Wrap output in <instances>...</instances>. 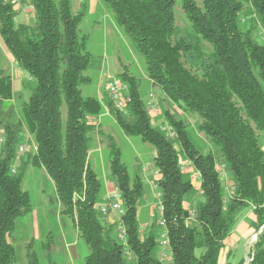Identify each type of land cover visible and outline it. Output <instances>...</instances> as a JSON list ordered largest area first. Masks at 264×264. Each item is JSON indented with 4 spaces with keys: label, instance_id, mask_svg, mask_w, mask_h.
<instances>
[{
    "label": "trees",
    "instance_id": "obj_1",
    "mask_svg": "<svg viewBox=\"0 0 264 264\" xmlns=\"http://www.w3.org/2000/svg\"><path fill=\"white\" fill-rule=\"evenodd\" d=\"M20 1L33 6L30 23H18V8L0 0V36L16 65L30 76L24 83L29 97L18 110L13 75L0 56V127L6 136L0 149V264H18L14 231L22 217L33 213L30 194L23 188L32 168H43L52 178L61 215L72 220L89 247L85 264H164L157 214L146 229L139 223L145 179L140 170L130 173L115 138L102 132L124 214L115 223L100 211L105 185L89 155L97 133L91 120L105 107L124 134L139 136L155 149L152 164L161 174L172 264H220L225 240L246 209L257 218L255 232L261 230L264 0H181L186 25L175 22V0H102L141 52L162 100L197 117V130L210 150H203L189 120L173 113L171 106L163 107V116L176 136L171 138L154 124L148 106L152 93L145 100L141 79L127 68L117 74L129 88L124 109L116 108L107 90L104 103L85 96L81 85L93 81L85 72L101 65L87 49L88 35L81 33L85 8L75 11L71 0ZM25 143L36 149L18 156ZM183 160L191 171H184ZM195 173L200 174L198 187ZM186 205L193 209L191 216ZM53 246L51 236L38 249L30 241L26 264H42L44 256L50 259ZM230 256L225 264L245 263L231 262ZM249 257V264H264V228Z\"/></svg>",
    "mask_w": 264,
    "mask_h": 264
},
{
    "label": "rangeland",
    "instance_id": "obj_2",
    "mask_svg": "<svg viewBox=\"0 0 264 264\" xmlns=\"http://www.w3.org/2000/svg\"><path fill=\"white\" fill-rule=\"evenodd\" d=\"M71 2L75 11L81 10L79 8L81 3L87 4L85 8L86 16L80 25V29L82 34L88 35L87 49L93 54L97 61L101 62V65L95 64L85 72V75L92 77L93 81L81 85L83 94L85 96L95 95L94 90L97 88L101 73L104 81L108 83V80L115 77L117 78V74L127 68L141 79V90L144 99L147 100L150 93L153 95L156 108L150 112L154 124L160 127L168 125L164 120L163 107L171 106L173 113L178 116L186 117L189 120L192 130L199 142H201L200 144L203 150H210L211 145L209 141L197 130V117L184 114L182 108L178 105H171L167 101L165 102L162 100L163 97L159 88L153 87L152 81L147 75L144 57L137 49L134 42L131 41L124 33L122 27L116 22L111 9L106 6L102 0H97L95 5H91L90 0H71ZM18 10L19 15L16 20L18 23H30L34 18L33 10L29 11V5H25L21 1ZM174 13L176 24L186 25L188 23L182 10L181 0H175ZM9 54L0 36V56L2 58V65L4 68L10 69L16 87L19 88L20 85L22 86L20 90L14 87L15 105L19 110L21 104L29 97V91L24 89V83L30 80V76L26 71L16 65L14 58ZM108 77L110 78L108 79ZM157 115L158 117L155 118ZM103 130L104 135H112L115 138L121 150L122 161L126 163L130 173L134 174L137 170H140V173L145 179L147 184L146 193L139 205L138 211L140 227L144 230L152 223L155 219L154 216L157 214V198L155 197L154 190L149 184V181L155 178L154 171L157 170L152 164L156 154L155 149L149 143L144 142L139 136H127L124 134L116 121L115 123L104 122ZM23 145H27V143ZM177 146L178 144L176 143V147ZM30 149H32V146L28 144V150ZM99 156L100 160L101 156L104 158L106 172H104L101 167V162L98 159ZM109 160V148L106 143H102L101 152L98 151L96 154H93L91 162L96 167L104 185L106 183V177H109V179L113 181L110 176ZM148 164L151 165L150 168H147ZM182 165L184 171L192 170L191 164L185 160L182 161ZM224 181L226 191L230 192L231 183L226 179V175H224ZM193 182L197 187L200 185V181L198 179L196 180L195 177ZM23 188L30 194L33 213L22 217L14 231V243L19 256L18 264L27 263V244L30 241L34 240V249H38V244L46 240L48 236H51L54 246L50 259L44 256L42 264H51L50 261H53V264H85L84 259L90 252L89 247L79 238L77 228L72 220L61 215V205L58 200L54 182L45 169H30L24 180ZM114 191L118 190L116 189ZM106 193L107 189L106 186H104L103 195L106 196ZM186 206L188 207V205ZM188 212L191 216L193 212L191 206L188 207ZM113 216L115 217V223H120V217L116 214ZM113 216L111 214L105 215L104 219L111 222V217ZM243 217H246L245 225L241 229L237 228L238 230L234 228L231 235L233 242H231L229 246H225L227 249H232L233 255L230 261L234 263H238L241 260L248 262L251 250L257 241L255 234L252 235L247 242V234L255 232V228L252 227L255 226L253 222V211L251 209H246L239 220L243 221ZM240 223L242 224L243 222ZM241 224H239V227ZM247 228H251V231L248 232ZM118 229H123V227L120 228L119 224ZM224 256L226 255L223 253L222 259ZM163 260H165L164 264H172V257L170 255L167 259L164 258Z\"/></svg>",
    "mask_w": 264,
    "mask_h": 264
},
{
    "label": "built area",
    "instance_id": "obj_3",
    "mask_svg": "<svg viewBox=\"0 0 264 264\" xmlns=\"http://www.w3.org/2000/svg\"><path fill=\"white\" fill-rule=\"evenodd\" d=\"M16 8L19 7L20 0H9ZM30 10H33V6L29 5ZM106 90L108 92L109 97L114 102L116 108L118 109H124L126 104L130 101V98L128 96V84L124 82L123 80L119 78H111L107 85ZM150 99L148 101L149 110L152 112L156 108V104L154 102L153 95H150ZM162 129L167 132V134L174 138L176 136L175 130L169 126L165 125L162 126ZM6 141V136L3 131V129L0 127V149L4 145ZM34 149H36V146H32ZM28 150V144L27 145H21L18 149V156H22L26 151ZM16 166L17 163L14 165L12 172H16ZM151 165L148 164L147 168H150ZM184 169V167H182ZM155 178L150 181L151 188L155 192V197L158 200L157 203V224L162 227V232L160 236V249L159 253L161 257L164 259L168 257L169 255V248H170V241H169V235H168V229L166 226V222L164 219V206L162 203V193L159 189V183L158 180L160 179L161 175L159 170L154 171ZM195 179L199 180L200 174H195ZM106 201H104L100 205V211L103 215H110V214H116L119 217H121L124 214V210L121 207L120 203V194L118 191H113L108 197L105 198ZM120 239L122 241H125V231L124 228L120 229ZM256 239L258 238L257 234L255 235ZM128 257H130L129 251L126 252ZM252 260V257L248 258V262H245L246 264H249Z\"/></svg>",
    "mask_w": 264,
    "mask_h": 264
},
{
    "label": "crops",
    "instance_id": "obj_4",
    "mask_svg": "<svg viewBox=\"0 0 264 264\" xmlns=\"http://www.w3.org/2000/svg\"><path fill=\"white\" fill-rule=\"evenodd\" d=\"M82 1V0H81ZM90 3L91 5H95L97 3V0H90ZM83 5V6H82ZM87 7V4L84 3V4H80V9H84ZM94 7V6H93ZM31 11V10H29ZM10 55V54H9ZM110 77H108L109 79ZM109 81V80H108ZM106 81H104V78L102 76V73L98 79V84H97V88L94 90V94L95 95H92L94 97H97L99 100H101L102 103H104V100H105V97L107 96L106 95ZM13 87H15L16 89L20 90L22 88V86L20 85L19 88L16 87V83L15 81L13 82ZM105 105V104H104ZM158 117L155 116V118ZM110 122V123H115V119L114 117L109 113L108 109L105 107V112L100 115L98 118H93L91 120V123L94 124L96 126V129H97V133L94 135V138H93V143H92V149L90 150V161H91V158L93 156V154H96L98 151L101 152L102 150V139H101V136L99 134V132H102L104 134V130H103V125H104V122ZM117 123V122H116ZM98 159L100 160V156L98 157ZM101 167L103 169L104 172H106V164H105V161H104V158L101 156ZM93 164V163H92ZM94 165V164H93ZM95 167V166H94ZM96 168V167H95ZM149 181V180H148ZM149 184H150V181H149ZM105 186H106V189H107V193H106V196L105 197H108L114 190H116V186H115V183L114 181H112L111 179H109V177H106V183H105ZM151 186V185H150ZM156 201V200H155ZM158 203V200L156 201ZM156 203V205H157ZM153 212H154V207H153ZM112 216L114 214H111ZM155 217V216H154ZM253 222L255 224V226H252L254 228H256V225H257V218L255 216V214L253 213ZM243 221H240L238 220L236 226H235V229L238 230V229H241L244 225H245V220H246V217H243ZM35 220V218H34ZM111 222H115V217H111ZM240 222H243L242 224ZM239 224H241V226L239 227ZM238 228V229H237ZM248 232L251 231V228H247ZM258 232H254V233H251V234H247V242L248 240L250 239V237L252 235H255L257 234ZM232 235V234H231ZM229 236L226 240H225V245L229 246V244L231 242H233V238L232 236ZM246 242V243H247ZM250 242V241H249ZM247 248V247H246ZM231 252V256L230 258L232 257L233 255V251L232 249H227L225 248L223 251H222V254H221V257H220V264H225L227 261H228V253ZM223 253L226 255L224 256V258L222 259V255ZM229 258V260H230Z\"/></svg>",
    "mask_w": 264,
    "mask_h": 264
},
{
    "label": "water",
    "instance_id": "obj_5",
    "mask_svg": "<svg viewBox=\"0 0 264 264\" xmlns=\"http://www.w3.org/2000/svg\"><path fill=\"white\" fill-rule=\"evenodd\" d=\"M264 228V226L261 228V230L257 233V236H258V234L262 231V229Z\"/></svg>",
    "mask_w": 264,
    "mask_h": 264
}]
</instances>
